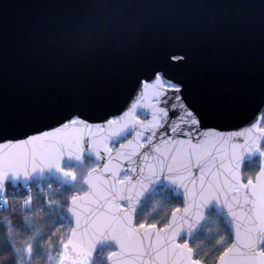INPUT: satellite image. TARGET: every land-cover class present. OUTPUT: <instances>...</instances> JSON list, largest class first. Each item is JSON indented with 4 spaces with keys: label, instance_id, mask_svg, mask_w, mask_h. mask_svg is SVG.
I'll list each match as a JSON object with an SVG mask.
<instances>
[{
    "label": "water",
    "instance_id": "water-1",
    "mask_svg": "<svg viewBox=\"0 0 264 264\" xmlns=\"http://www.w3.org/2000/svg\"><path fill=\"white\" fill-rule=\"evenodd\" d=\"M174 56L178 58L172 59ZM154 72L180 85L178 90L169 89L159 97L156 108H166L168 116L156 135L148 131L155 113L146 107L142 108L149 115L145 122L124 114L107 128L109 131L95 126L105 108L124 99L144 103L147 88L137 91L136 85ZM189 111L198 115V124L189 122ZM263 114L264 0H0V118L9 120V139L50 130L73 115L81 121L78 126L85 129L86 136L90 129L97 137L109 136V141L116 134L131 131L123 151L136 155L131 163L122 161L119 175L125 170L135 184L141 178L143 156L154 155L151 145L161 138L185 143L204 141L207 150L217 157V166L220 152L227 153V161L232 144L244 145L255 138L259 151L245 152L238 169L241 176L244 163L258 157L255 183L264 167V132L259 131ZM75 127L69 125V131ZM142 139L145 144L137 149ZM121 145L111 153L114 160L120 157ZM9 150L7 145L0 148V156H6ZM85 153L98 162L93 153ZM190 171L197 181L198 195L201 171L199 167ZM168 175L166 170L160 172L138 198L134 224L140 203L157 186L179 197L183 209L185 190L167 179ZM46 176L69 183L54 169H45L26 179L9 175L4 184L25 187ZM119 203L127 207V201ZM68 207L69 200L67 238L75 226ZM209 211L223 220L231 235L229 246L233 244L235 229L224 195L213 198L203 208L204 218L191 232L181 230L177 243L189 245ZM108 246L119 252L114 241H100L87 264L97 251ZM219 258L215 264H220ZM115 260L108 255L105 258L106 264H115ZM62 263L67 264L60 260Z\"/></svg>",
    "mask_w": 264,
    "mask_h": 264
},
{
    "label": "snow or ice",
    "instance_id": "snow-or-ice-1",
    "mask_svg": "<svg viewBox=\"0 0 264 264\" xmlns=\"http://www.w3.org/2000/svg\"><path fill=\"white\" fill-rule=\"evenodd\" d=\"M149 86L156 97L166 95L169 89L178 90L175 84L166 86L159 72L138 82L136 90ZM177 99L180 97L177 96ZM187 115L191 117L189 122L192 125L199 123L198 115L193 111ZM167 116L166 108L158 109L153 115L148 125V131L153 136L165 126ZM79 123V118L73 117L50 130L23 139H9V120L0 118V148L7 145L10 149L6 156H0V191L9 175L13 179L18 176L26 179L33 172L42 173L45 169H54L68 181H80L78 188L74 186L79 194L67 197L70 201L67 210L74 217L75 226L67 242L60 241L64 250L60 253L62 261L87 264L93 248L100 241L112 240L119 247V252L108 253L110 259L116 258L115 264H201L200 259L193 258V248L187 242L177 243L176 237L182 229L191 232L204 218L203 208L213 198L224 195L225 206L233 219L235 241L220 253V264H264V246L261 245V241H264V167L256 175L255 183L252 178L243 183L238 171L239 161L245 152L259 151L257 139L244 145L232 144L231 157L227 161V153L220 152L217 166V157L207 150L204 141L192 143L189 140L185 143L161 138L158 144L151 145L154 155L143 156L141 178L132 184L127 175L120 178L119 172L122 161L131 163L136 153L124 152L125 145L122 144L120 157L114 160L111 157L113 149L107 143L108 136L97 137L90 129L86 136L85 129L80 128ZM83 123L86 125L87 122ZM107 123L111 125L115 121L108 120ZM69 125L77 127L69 131ZM259 131L264 132V128ZM148 139L151 141L152 137ZM140 148H143V144H137V149ZM85 151L93 153L98 163L78 178L72 170L74 166L71 161L81 162ZM261 156H264V152H261ZM65 157L67 161H64ZM193 167H199L201 171L198 195L195 192L197 181L190 171ZM217 167L218 170L213 171ZM165 170L170 174L166 178L185 190L183 209L173 208L171 220L159 228L156 223L134 224L135 203L148 184L158 179L159 173ZM145 171L148 173L146 176ZM41 193L49 204L56 203L43 189ZM32 199L29 192L23 203L28 205ZM121 200L127 201V207L121 206ZM9 234L14 235L11 228ZM145 241L148 243L145 244ZM11 246L16 248L14 240H11ZM27 251H32L31 244Z\"/></svg>",
    "mask_w": 264,
    "mask_h": 264
},
{
    "label": "trees",
    "instance_id": "trees-1",
    "mask_svg": "<svg viewBox=\"0 0 264 264\" xmlns=\"http://www.w3.org/2000/svg\"><path fill=\"white\" fill-rule=\"evenodd\" d=\"M261 127L264 128V114L261 117ZM263 149L264 142L261 145V150ZM258 168V157L246 161L241 171L242 181L253 179ZM79 184V180L75 181L72 189L74 186L78 188ZM41 189L49 193L56 203L49 204ZM72 189L56 192L36 185L27 188L7 184L4 187L0 192V264H59L63 249L60 241H66L70 231L66 207L67 197L71 195ZM29 192L33 199L25 205L23 201ZM179 206V197H174L169 189L157 186L140 203L135 212V223H156L157 227H162L172 209ZM9 228L14 232L13 237L9 234ZM11 240L15 241L16 248L11 246ZM230 242L228 227L214 211H209L205 215L204 224L189 241V246L193 248V257L200 259L201 264H215ZM29 244L31 252L27 251ZM112 250L111 246L100 249L90 264H106L105 258Z\"/></svg>",
    "mask_w": 264,
    "mask_h": 264
},
{
    "label": "flooded vegetation",
    "instance_id": "flooded-vegetation-1",
    "mask_svg": "<svg viewBox=\"0 0 264 264\" xmlns=\"http://www.w3.org/2000/svg\"><path fill=\"white\" fill-rule=\"evenodd\" d=\"M178 56L172 57V59L176 60ZM161 74V72H159ZM144 77L140 79L141 81H144ZM161 81H164L166 86L170 84H175L177 86V89L180 88V85L171 78V81H168L166 78L162 77L161 74ZM158 83V82H157ZM145 100L142 102L133 101L132 99H124L123 101H120L116 105H112L111 107L105 108L104 115L101 119H96L95 126H99V129L102 131H109L107 128L113 127L114 124H108V120H113L115 122H118L120 117L122 115L126 114L125 116L128 117L130 114L133 115V118L139 122H145L149 119V115L145 113V111L142 108H147L152 110L153 113H156L158 108H156L159 97H156L151 90V88H147V93L145 95ZM73 117H77L76 115H73L68 120L72 119ZM122 134V135H119ZM116 134L113 138L110 137L108 142V145L113 149V151L121 144L127 142L132 137L131 131H125L123 133ZM109 138V136H108ZM112 138V139H111ZM141 144H145V139H142ZM64 163V162H63ZM97 161L94 159V157L90 156L87 153H83V159L81 162H74L71 163L74 167L72 170H74L77 173V176L80 178L86 173V170L90 167H96ZM125 175L129 177V174L124 170L119 177L123 178ZM74 182L69 181V183H60L58 181L53 180L52 178L46 176L43 179L39 181H31L26 187L31 188L33 185L38 186L39 188H45L47 191H56V192H62L63 190H66L69 188L72 189V184ZM10 185V184H9ZM51 185V187H49ZM6 186V185H5ZM79 187V186H78ZM73 194H79L74 189L71 191V195Z\"/></svg>",
    "mask_w": 264,
    "mask_h": 264
}]
</instances>
